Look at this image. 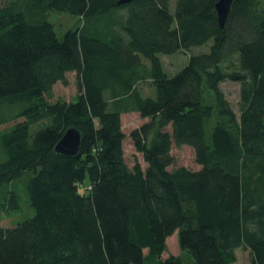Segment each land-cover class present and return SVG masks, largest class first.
<instances>
[{"label": "trees", "instance_id": "1", "mask_svg": "<svg viewBox=\"0 0 264 264\" xmlns=\"http://www.w3.org/2000/svg\"><path fill=\"white\" fill-rule=\"evenodd\" d=\"M119 1L0 0V111L22 120L0 134V190L31 172L34 211L0 228V264H234L238 249L264 264V0H233L222 28L219 0ZM50 12L81 24L58 38ZM198 47L165 74L160 56ZM68 74L76 99L45 101ZM124 111L146 121L128 135L144 168L125 161ZM70 128L78 153H56ZM183 146L198 170L175 167ZM20 208L5 193L0 214ZM176 232L186 263L162 258Z\"/></svg>", "mask_w": 264, "mask_h": 264}, {"label": "rangeland", "instance_id": "2", "mask_svg": "<svg viewBox=\"0 0 264 264\" xmlns=\"http://www.w3.org/2000/svg\"><path fill=\"white\" fill-rule=\"evenodd\" d=\"M172 3L174 0H170ZM47 20L52 24L54 32L58 38H62L63 35L72 29H75L81 24L80 18L72 16L66 13L50 12L47 15ZM207 47L192 48L188 52H180L170 56H160L163 71L168 77L176 75L188 62L191 55H197L206 53ZM144 64V70L146 71L148 62L142 59ZM147 73V72H146ZM146 76V75H145ZM137 88L140 90L142 96H152L153 91L150 81L145 77L143 81L139 82ZM238 90L239 87L234 83L222 84V91L231 104L233 110L238 113ZM77 97V84L76 76L74 74H68L66 76V83H57L52 90L45 96V101L48 103L65 102L70 103ZM15 108H4L0 111V134L8 131L15 123L22 121L17 119L14 121L13 117L17 113ZM145 120L141 119L136 112L124 111L121 114L122 131L126 135L124 142V154L125 161L129 167H132L133 162L137 160L144 168L145 164L142 161L141 155L134 151V148L128 138L129 133L140 127ZM46 126V122H40L37 125L34 124L32 130L41 129ZM172 156L174 158L175 167H185L190 170H198L199 166L195 163V155L191 148L183 146L180 148L173 147ZM33 176L31 172L24 173L19 180L5 185L0 190V201H2L5 193L13 191L19 197L21 201V208L17 211H10L9 213L0 214V228H11L17 224L23 222L34 216L33 209L29 206L28 198L26 195V184ZM89 183L88 179L85 180V186ZM147 252L144 254L146 255ZM236 262L234 264H250L249 254L243 249H238L235 252ZM169 256L180 258L182 263H186L191 260L189 255L182 252L179 247L178 233L176 232L166 241V251L162 258Z\"/></svg>", "mask_w": 264, "mask_h": 264}, {"label": "water", "instance_id": "3", "mask_svg": "<svg viewBox=\"0 0 264 264\" xmlns=\"http://www.w3.org/2000/svg\"><path fill=\"white\" fill-rule=\"evenodd\" d=\"M132 0H120L118 5L129 4ZM233 0H219L216 4L219 26L222 28L227 20L231 3ZM81 135L75 128L65 131L61 140L55 146V152L64 156H75L80 147Z\"/></svg>", "mask_w": 264, "mask_h": 264}]
</instances>
